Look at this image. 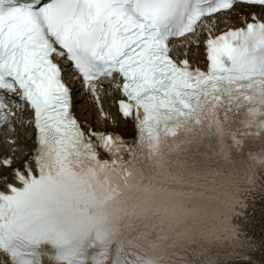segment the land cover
Here are the masks:
<instances>
[{
	"label": "snow or ice",
	"instance_id": "6c2138e0",
	"mask_svg": "<svg viewBox=\"0 0 264 264\" xmlns=\"http://www.w3.org/2000/svg\"><path fill=\"white\" fill-rule=\"evenodd\" d=\"M0 128V264H264V0H0Z\"/></svg>",
	"mask_w": 264,
	"mask_h": 264
},
{
	"label": "bare ground",
	"instance_id": "6f19581e",
	"mask_svg": "<svg viewBox=\"0 0 264 264\" xmlns=\"http://www.w3.org/2000/svg\"><path fill=\"white\" fill-rule=\"evenodd\" d=\"M122 122V121H121Z\"/></svg>",
	"mask_w": 264,
	"mask_h": 264
}]
</instances>
